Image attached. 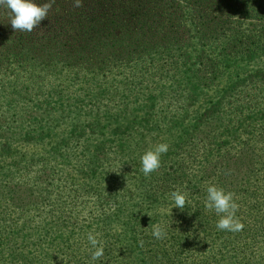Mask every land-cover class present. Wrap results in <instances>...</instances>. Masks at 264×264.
<instances>
[{
    "label": "rangeland",
    "instance_id": "374dc122",
    "mask_svg": "<svg viewBox=\"0 0 264 264\" xmlns=\"http://www.w3.org/2000/svg\"><path fill=\"white\" fill-rule=\"evenodd\" d=\"M104 1L94 0L90 3L98 7ZM34 2L40 5L46 0ZM109 2L112 5L109 6L111 12L107 14L108 20L100 16L91 17L107 21L108 26L113 23L112 27L115 29L111 30L110 39L106 38L109 41L105 47L99 46V41L94 39H88L84 43L88 33L76 26L81 18L84 19L82 15L81 18L78 17L77 13L83 9L74 8L73 0H56L48 18L42 20L30 33L14 31L9 13L0 10V115L3 117L0 126H7L8 118L13 121L14 115L17 120L20 119L18 114L23 110L28 111L25 112V116H28L34 114V109L48 108L52 119L41 125L46 136H40L37 128L28 136L0 137V145L7 148V152L0 153V229L1 235L6 237L0 243V264H6L5 255L10 249H23L27 255H31L30 249L35 248L32 239L37 236L44 240L39 247L37 245V252L44 250L42 252L58 254L61 253L59 249L63 248L71 253L78 246L87 253L92 249L87 236L89 233L94 235L93 223L104 217L102 213L109 214L115 210L119 212V220L112 217L113 221L107 228L111 232L123 233L124 236L127 232L123 226L128 228L130 225L132 212L138 213V221L144 227H149L151 235L154 225L164 228L167 235L169 229L177 224L179 227H188L191 231L198 224L197 218L190 220V216L196 213L194 211L209 220L213 217L215 220L220 218L205 208L208 186L214 184L226 192H233L237 179L245 171L252 170L253 179L256 174L264 177V48L251 59L223 63L205 79V84H195L194 81L204 77L203 71L210 64L207 63L209 57H218V49L214 45L205 46L196 38L202 28L197 22L202 21V16H194L193 19L185 8H180L181 13L183 12L181 21L170 17L164 22L158 17L157 9L150 8L137 17L128 11L129 8L124 7V4L134 7L135 1H130V5L123 1V6L114 3L116 0ZM257 2H263L264 10V0ZM177 5L184 4L180 0ZM144 11L143 9L142 13ZM92 23L91 27L97 24ZM179 27L187 29L191 35L192 39L188 43L184 36L174 38V31L180 34L179 30H182ZM96 28L101 29L100 26ZM242 28L258 40V34L264 35V20L253 14L242 22ZM103 32L105 36L108 34L107 30L101 29L100 34ZM121 34L128 38L137 37L141 47L144 46L141 39H144L148 47L147 54L145 56L139 48L131 53L129 61L118 57L116 62L121 65L111 68L108 66L112 63L109 53L121 51L124 55L129 50L128 46L120 43L123 41H116ZM23 36H28L39 45L44 39H56V54L65 66H59L61 62L57 61V65L52 68L44 61L45 52L37 56L32 50L29 53L25 50V55H19L27 57L19 63L2 57L1 47L9 42L8 46H12L13 42ZM159 37L165 39V44L159 42L164 48L175 40L168 47L169 51L166 50L168 54L156 43ZM84 53L88 56L86 61L72 62ZM127 67L135 72L134 77L128 74ZM108 71L122 73L110 75ZM100 73L106 75H99ZM74 75H77L78 80ZM71 79L75 81H66ZM80 88L82 90L77 91ZM113 92L117 95L112 97ZM91 93H95L94 96ZM59 94L61 97L67 94L69 100H75L74 104L67 107L60 105L57 102ZM188 94L192 100L185 104ZM56 95H59L57 99ZM95 96L98 98L95 99ZM146 96L152 99H146ZM114 100L120 101L117 102V107ZM105 104L115 111L111 114L116 113L109 115L115 116L111 121L100 112L99 115L80 114L73 120V117L64 118L65 115H70L66 111L104 107ZM146 105L151 108L147 120L154 118L157 126L152 131L140 129L142 146L135 158L138 170H141V157L146 151L154 149L160 143L169 145L167 153L161 156V167L155 171L157 175L166 174L169 178H159L160 183H153L158 185L156 191L161 194L157 195L156 202L148 204L141 197L143 190L131 184L130 178L123 176L129 166L123 164L127 143L122 141L115 145L120 134L128 133L131 127H138L144 122L146 116L142 112L147 110ZM180 106L185 110L179 112ZM62 108L65 111L63 113L59 112ZM159 113L161 116L166 113L165 118L160 120ZM167 113L174 117L168 119ZM153 114H156L155 117ZM129 119L135 123L127 126L124 121ZM70 122L76 124L69 126ZM20 123V129L24 131V124L22 121ZM35 126L39 127L38 124ZM117 126L118 136L99 135L102 132L109 133V129ZM201 126L215 133L216 140L207 147L202 146L195 136ZM81 129H84L83 133L80 132ZM70 130L74 134H69ZM218 153H223L222 159L226 161L228 169L225 171L221 167V173L223 170L224 173L220 182L216 183L215 176L212 175L218 171V165L208 163L218 157ZM122 178L128 182V191L122 190L127 195L125 201L113 195ZM149 182L151 181H148L146 189H150ZM177 190L186 194V197H192L187 198L188 208L185 206L180 210L173 207L174 201L169 198ZM257 199L262 200H246L247 203L243 204L246 208H239L236 213L245 229L244 232L235 234L247 237L249 248L243 249L247 253H260L264 250V189ZM11 200L15 205H29V218L21 212H13L17 209L9 206ZM255 203L250 210L248 206ZM182 216L187 219L185 223H179ZM17 217L28 219L24 223L27 226L25 233L17 229L21 226V220ZM127 219L128 224L121 226ZM210 223L213 221L210 220ZM36 229L48 234H36L33 232ZM216 231H210L208 236L210 242L207 247L213 252L218 247V241H211ZM60 235L75 244L59 245L57 242L55 246ZM195 235L200 242L201 238H205L199 228ZM25 240L29 245L21 248L22 241ZM191 249L195 250L196 245ZM30 260V264H40L38 261H41L36 258Z\"/></svg>",
    "mask_w": 264,
    "mask_h": 264
},
{
    "label": "trees",
    "instance_id": "16d2710c",
    "mask_svg": "<svg viewBox=\"0 0 264 264\" xmlns=\"http://www.w3.org/2000/svg\"><path fill=\"white\" fill-rule=\"evenodd\" d=\"M90 1L94 0H82V7L83 11L79 10L78 17L81 18V15L84 17V19L79 20V24H76L77 29L84 31L85 33H88V37L84 38V43L87 42V40H97L99 41L98 45L105 47L108 44V39H110L111 32L115 29L112 27L113 23L108 26V22L103 20H94L93 16H100L104 19L109 18L107 17V14L111 12V9H109V6L112 5L110 3V0H105L103 3L99 4L98 7L101 8L98 12L99 8L95 7V4L90 3ZM124 3H127L130 5V1H135L134 7H128L124 4L125 8H129L128 11L132 12V15H135L139 17L142 14H145L147 10L152 8V10L157 9L158 17L163 20L164 22L169 19L170 17H174L175 21H181L182 19V13L181 9L185 8L188 14H192L193 19L194 16H202L200 22H197L198 24L202 25V28L198 31L197 40L198 42H202L205 46L214 45L215 49L217 50V56L216 58L209 57V60L207 63L209 64V67L206 68L203 71L204 77L202 76V79H199L198 81H194L195 84H205V79H208L213 72L221 66L223 63L226 62H242V60L245 59H251L255 57L261 49L264 48V35L258 34L260 38L257 40L255 37H252L251 34H248L244 31L242 28V22L249 16L256 14L260 20H264V10H263V2H257V0H181L183 2V6L177 5L180 0H116L117 4H120L123 6ZM122 2V3H121ZM254 3V4H253ZM181 8V9H180ZM145 10L142 13V10ZM85 10V11H84ZM105 13V15H104ZM155 13H152L154 15ZM181 19V20H180ZM108 20V19H106ZM97 23L96 26H100L101 29H105V31H108V34L105 36L104 32L100 34L101 29L96 28V26L91 27V23ZM138 22V21H137ZM92 23V24H93ZM99 23V24H98ZM79 26V27H78ZM150 26V24H149ZM176 26V25H175ZM182 30L174 31V38L177 39L178 36H184L186 39V43L192 39L191 35L189 34L187 29H184L183 27H179ZM112 30V31H111ZM120 38H117L116 41H123L120 42L124 46H128L129 50H127L124 55L121 51L118 53H115L111 51L109 53V58L112 57L111 62L108 66L112 68V66H118L121 65V63H117V58L120 57L124 61H129L131 57V53L134 52V50H138L139 48L141 51L145 54H147L148 47L144 43V39H141L144 46L141 47L140 39H137V37L134 38H128L120 35ZM130 41H126L129 40ZM105 41V42H104ZM173 40L168 47H170L173 42ZM125 42V43H124ZM128 42V43H126ZM166 43L165 39L163 37H159L157 39V44L159 47L164 48L160 43ZM10 42L8 43V45ZM7 44L4 45V47H1L3 51L1 52L2 57L5 59H10L13 62L19 63L21 60H24L27 58L26 56H19L24 54V51L26 50L28 53L31 52V50L36 54L37 56L41 55L42 52H45L43 54L45 58V62L47 64H50L52 68L57 65V61L61 60L57 57L58 46L56 45V39L54 40H46L44 39V42L40 45L35 43L34 40H30L28 36H23L21 39H18L17 42H13L12 46H8ZM60 45V43H59ZM168 47H165V52L169 51ZM109 48H114L113 46H109ZM167 50V51H166ZM87 53H84L83 56L76 58L72 62H84L87 60L86 56ZM168 54V53H167ZM25 55V54H24ZM80 55V53H79ZM27 62V61H26ZM68 64V63H67ZM59 66H65L62 62L59 63ZM108 68V67H105ZM128 68V74L135 75V72L132 70L131 67ZM6 72V70H5ZM110 72V71H108ZM122 71L120 72H110V75H121ZM99 75H106L104 73H100ZM108 75V74H107ZM74 77L78 80L77 75H74ZM59 79V77H58ZM38 80V79H37ZM57 80V79H54ZM68 83H72L75 81V79L66 80ZM40 82V81H38ZM77 84V82H76ZM194 84V85H195ZM79 86H82L80 83H78ZM82 90V88L78 89L77 91ZM87 94V93H86ZM93 96L95 93H91ZM57 100V102L60 103V105L64 104L65 107L68 105L74 104L75 100H69V97L67 94H64V96ZM59 95H56V99L59 97ZM117 95V93L113 92V95ZM112 97H109L112 98ZM146 99H152L149 96H146ZM97 99L98 97H94ZM124 100V99H120ZM185 100L190 102L191 96L189 97V94L186 95ZM116 102L115 107L118 106L117 102L119 103V100H114ZM137 101V100H135ZM63 107V108H65ZM147 110L143 111V115L146 116V119H144V122H141V125L138 127H131L129 129L128 133L120 134L118 140L116 141L115 145L118 143H122L124 141L127 143V151H125L124 155V162L123 164L129 165L127 172L123 176L128 177L132 180L131 184H135L139 189L141 188L143 190L142 192V199L144 202L148 203H154L157 200V195L161 194L160 191H156L158 185H153L155 181H158L159 178H169L166 174H161L160 176L157 175L155 172L148 175L146 178L144 174L142 173V170H138V165L135 163V158L139 154L138 150L142 146L141 141V131L140 129H146L148 131L155 130L154 128L157 126L156 121L154 118L147 120V117L149 116V112H151V108L149 105H146ZM60 109L59 112H65L64 109ZM110 105L105 104V106L97 107V108H89V109H75L71 111H66L69 114L65 115L64 118H70L73 117V119H77L76 116H79L80 114H94L99 115L103 114L106 119L109 121L113 120L115 116H109V115H116V113L113 110H111ZM117 110L116 108H114ZM185 110V108H182L180 106L179 112ZM9 111H7L8 113ZM19 112V111H18ZM25 112H28L27 110H23L18 114L19 118L16 119V115L13 116V121H10L8 118V124L7 126H0V132H3V134L0 133V137L2 138H10L11 136H28L30 132L33 130L39 128L40 130V136H46V133H43V127L41 128V125L45 122L52 121L51 119V112L48 108L43 109H34V114H28V116H25ZM169 114V113H167ZM156 115V114H155ZM153 114V117H155ZM166 113H159V119L165 118ZM174 115V114H172ZM60 115H58L59 118ZM125 116V115H123ZM127 116H125L126 118ZM135 117V115H134ZM174 116L167 115L168 119H172ZM132 119V118H130ZM124 121V124L129 126L134 124L133 120L130 121ZM164 120V119H163ZM0 121L3 122V117L0 115ZM23 122L25 130L23 131L20 129V122ZM13 123V124H12ZM38 124L39 127L35 126ZM76 123L70 122L68 124L69 126H73ZM118 127H114V129H109V133H100L99 135L102 136L103 134L105 136L112 137V134L115 136L116 133H118ZM139 128L138 130H136ZM215 129V128H214ZM81 133L84 132V129L80 130ZM184 133V132H183ZM246 133V131H245ZM6 134V135H5ZM69 134H74L72 130H70ZM107 134V135H106ZM47 135H49L47 133ZM196 138L198 141L202 144V146L207 147L209 144L213 143L215 138V133L206 129V127H202L195 133ZM114 146V145H113ZM115 150V149H113ZM7 152V148L0 145V153L4 154ZM223 154V153H222ZM222 154L218 153V157L213 158L210 163H216L218 165V174L214 173L212 176H215V182L218 183L221 180L222 174L224 173V170L226 171L228 168H226V161L224 162L222 159ZM117 155V154H116ZM115 155V156H116ZM210 160V159H209ZM119 165V163H117ZM221 167L223 172L221 173ZM142 168V165H141ZM110 174V173H109ZM166 175V176H165ZM171 175V174H170ZM169 175V176H170ZM253 171H245L240 175V177L236 181L235 190L233 192L236 196V202L239 204V208H246L243 205L244 203H247L246 200H255L256 202L261 201L262 199H257L259 197V193L264 189V177L256 176L253 179ZM145 181V183H144ZM149 182V188L146 189L147 183ZM159 182V181H158ZM160 183V182H159ZM120 186L118 189H116V192H113V195L122 198L125 201V198H127V195L125 196L124 191H128V182L125 178H122L120 180ZM147 190V192H146ZM166 193L165 191H163ZM189 193V192H188ZM190 195V194H189ZM186 198H192V197H186ZM170 200L171 197L169 198ZM188 203V200H187ZM186 203V206H187ZM262 204V203H260ZM258 204V205H260ZM254 205L248 206V208L251 210ZM1 206V205H0ZM9 206H12L13 208L17 209V211L13 210V212H21L26 218L27 213L29 212V205L24 204H14V202L11 200V203ZM137 207V205H135ZM242 206V207H240ZM189 206H187L188 208ZM260 208V207H259ZM264 208V207H263ZM247 212V209H245ZM112 212H114L112 214ZM109 214L102 213L104 217L96 222L93 223L94 225V235H97V239L103 244L104 248V255L97 261L94 262V264H264V250H261L260 253L253 252H244V250H248L249 243L246 240V236H239L235 233L232 235L229 231H221L216 228V223L218 220H215L216 218L213 217L212 220L213 223H210V220L207 219V217H203L199 213L196 212L195 215L193 214L190 216V220H193V217L197 218L198 224L195 228L191 229V231L188 230V227H179V224L169 229V233L166 236V238L158 240L155 239L150 233L147 227L143 226L142 222L138 221V213L135 214V212H132V220L130 222V225H128V228L123 226V224H128L129 219H127L125 222L121 224L126 230V236L123 235V233L119 232H111L107 226L112 223L113 218H115L117 221L119 220V212L117 210L112 211ZM200 216V217H199ZM26 218L17 217L18 220H21V226H19L17 229H21V233L26 232V225H24ZM179 223H185L187 219H185L183 216L180 217ZM244 219H242L243 221ZM215 221V222H214ZM193 222V221H192ZM186 225V224H185ZM187 226V225H186ZM1 228V227H0ZM121 229L122 227L119 226ZM197 228L201 229V233L205 235V238L202 239L201 242L196 238L195 232ZM245 229V227H244ZM244 229L240 232H244ZM217 230L214 234L213 238L211 239L212 242L218 241V247L213 252L211 249H208L207 245L210 242L208 236L210 235V231ZM34 233H39L41 231L34 230ZM42 233V232H41ZM44 236L48 233L44 232L42 233ZM26 236V234H25ZM68 237L67 235H65ZM86 236V235H85ZM6 237H3L1 235V229H0V243H2V239ZM60 235L59 239L56 236V245L58 244H75L74 241L70 242L67 238H63ZM143 241V246H140V242ZM33 247L31 250V255H27L26 251L21 250H14L10 249V251L5 255L7 258L6 264H30L32 263L30 259L36 258L40 264H93L91 261V252L94 251V249L89 250V252H84L83 249L77 246L76 251H66V249L60 248L59 251L61 253H45L42 252L44 250H40L37 252V245L38 247L40 244H43L44 240L41 238V236H37L32 239ZM48 246L51 245V243H46ZM27 245H29V242H26V240L22 241V247L25 248ZM35 245V246H34ZM196 245V249L192 250L191 247ZM54 246V247H55ZM231 247V249H230ZM66 248V247H65ZM246 248V249H244ZM40 249V248H39ZM244 249V250H243ZM230 250L232 252H230ZM42 252V253H40ZM45 256H40L44 255ZM39 258V259H38ZM84 259V261H82ZM226 259V260H225ZM228 259V260H227ZM223 261L227 263H223ZM36 263V262H35Z\"/></svg>",
    "mask_w": 264,
    "mask_h": 264
},
{
    "label": "clouds",
    "instance_id": "9594fccd",
    "mask_svg": "<svg viewBox=\"0 0 264 264\" xmlns=\"http://www.w3.org/2000/svg\"><path fill=\"white\" fill-rule=\"evenodd\" d=\"M56 0H46V2L38 5L34 0H0V10H6L10 16V23L14 31L32 32L40 22L48 18L49 12L52 10ZM73 7H82V0H73ZM169 145L160 143L152 150L146 151L141 157L142 172L145 176L157 171L161 167V156L166 154ZM207 198L205 200V208L209 212H214L220 218L216 223V228L221 231H229L233 233L240 232L244 229V224L236 213L239 211V204L236 202V196L233 192H226L224 189L212 184L207 187ZM171 198L174 206L183 210L187 203L186 194L180 191H173ZM171 210V209H170ZM152 236L161 240L166 238L167 233L160 225H154ZM88 242L94 251L91 252V261L99 260L104 255L103 244L95 235L89 233ZM143 246V241L140 242Z\"/></svg>",
    "mask_w": 264,
    "mask_h": 264
}]
</instances>
